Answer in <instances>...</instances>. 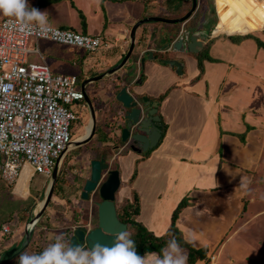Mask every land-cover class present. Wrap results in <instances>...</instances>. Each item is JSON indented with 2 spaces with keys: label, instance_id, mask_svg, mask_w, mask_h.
Wrapping results in <instances>:
<instances>
[{
  "label": "crops",
  "instance_id": "obj_1",
  "mask_svg": "<svg viewBox=\"0 0 264 264\" xmlns=\"http://www.w3.org/2000/svg\"><path fill=\"white\" fill-rule=\"evenodd\" d=\"M127 1L111 0V5L124 6ZM149 1L153 5V2L159 0ZM158 3L169 5L165 8L174 14L171 18L184 16L193 6V0H162ZM201 3L202 0H198L196 9L185 23L192 31L204 29L210 33V29L205 25L199 26L203 21L200 13L206 11L205 5L202 6ZM216 5V12L219 10L223 13L225 5L220 3V0ZM242 7L246 13L249 12L248 7ZM140 11L142 14L139 16L128 14L122 18L121 22L124 20L129 27L124 23L123 27L120 25L117 29L104 26L106 31L101 35L108 41V45L95 52L103 55L95 64H98V67L101 65L105 71L100 73L98 67L89 64L91 59L87 62L89 56L79 54L77 61H84L87 57L85 79L103 74L120 62L124 52L128 51L133 25L145 17L144 11ZM261 13L262 27L250 30L264 28V11ZM151 22L137 28L135 46L138 44V47H134L136 50H133L125 66L113 74L105 75L100 81L89 83L92 94L87 93L98 114L96 128L98 126L101 133L95 131L97 139L90 140L93 148H86L87 143L82 145L85 148L83 153L73 154L72 162L67 164L65 157L68 151L73 147L72 151L77 148L72 143L58 160V166L60 160L64 159L66 164L64 163L63 170L66 167L68 174L73 176L72 172L78 167L74 163L77 159H84V166H81L82 181L79 188H76L77 198L80 199L84 182L90 176V160L105 157L111 164L110 168L118 169L121 176L122 183L116 193V203L130 197L133 190L136 191L141 207L138 220L154 234L161 235L166 232L175 207L187 197L190 205L182 210L176 221L186 240L196 247L208 246V255H216L213 264L225 262V259L229 264H262L258 249L264 247V237L260 239L264 234V206L257 203L264 196V45H259L257 39L264 43V30L239 41H233L227 36L233 33H210L209 40L200 52L208 48L212 59L203 60L204 72L197 77L200 73V52L170 50V44L166 40L167 32L174 28V25L163 22L161 26L154 22L162 21ZM177 25L178 29L183 26L181 23ZM220 28L222 30L221 26ZM239 34L242 35L235 33ZM173 36L175 38L177 33ZM151 51L154 52L153 59L149 58ZM37 58L46 61L42 54H37ZM141 58H145L144 65H141ZM163 58L181 61L182 74L177 72L176 67L164 63ZM124 84H129L131 91L147 95L159 102L158 113L162 125H166L165 132L159 144L146 152L134 151L117 141L114 89L115 86L121 87ZM85 106L88 107L87 102ZM117 144H120V149L114 150ZM135 168L137 175L130 181ZM29 171L36 173L31 166H25L18 180L22 179V173ZM62 175L64 179L58 187L59 195L55 196L53 193L51 199L52 201L54 198L55 204L49 203L46 212L36 224L28 228L33 218L29 215L28 221L24 222L28 224L24 227L18 226L12 234H5L10 233L11 228L9 232L0 231V264L22 246L27 228L33 230L42 221L46 225L45 229L49 223L51 228L58 230L68 228L66 222L72 218L80 220L78 225H95L96 207L92 210L85 207L80 213L73 200L66 195L67 191L63 187L65 175L61 173L59 166L58 177ZM0 178L3 179L1 176ZM44 178L51 180V176L44 175ZM29 179L30 186L32 175ZM61 211L65 212L64 220H58ZM91 215H94L93 218ZM85 217H88L87 224L83 223ZM90 219L93 222H89ZM6 225L8 224H4ZM41 232L35 233L31 241L48 246L55 236L54 231L51 229ZM237 238L244 243L236 242ZM31 241L25 248L29 258L16 261L15 256L6 264H38L33 260L34 253L29 248ZM244 245L248 246V249L241 250ZM66 250L68 251V247ZM163 252L173 264H188L186 248L168 245ZM82 255L86 258L90 253L82 252ZM56 260L53 258L54 262ZM118 264L170 263L163 260L158 252L153 251L145 253L136 262ZM195 264H205V260H198Z\"/></svg>",
  "mask_w": 264,
  "mask_h": 264
},
{
  "label": "built area",
  "instance_id": "obj_2",
  "mask_svg": "<svg viewBox=\"0 0 264 264\" xmlns=\"http://www.w3.org/2000/svg\"><path fill=\"white\" fill-rule=\"evenodd\" d=\"M31 37L88 52L108 45L101 34L47 23L37 10L0 19V176L10 183L25 166L52 175L73 143L71 125L78 115L71 104L86 96L77 75L52 73L46 61L30 59L31 53L41 55L38 45L28 46ZM3 230L9 232V225ZM215 260L211 254L205 264Z\"/></svg>",
  "mask_w": 264,
  "mask_h": 264
},
{
  "label": "rangeland",
  "instance_id": "obj_3",
  "mask_svg": "<svg viewBox=\"0 0 264 264\" xmlns=\"http://www.w3.org/2000/svg\"><path fill=\"white\" fill-rule=\"evenodd\" d=\"M204 1L205 0H202L201 5H205L206 11L200 13V18L202 17L203 21L200 22L199 26L203 27L205 25L206 28L210 29L211 34L225 35L231 33L224 31H244L250 30L251 28L262 27L261 18L263 14L261 12L264 11V0H233L231 4L225 5V10L223 13H221L219 10L218 12H216V4L219 0H206L205 2ZM158 2H162V0H159ZM158 2H153V5H151L149 0H128L126 2V5L124 6H113L111 5V0H106L105 3L103 2V0H53V3L49 4L46 7L36 8V2L34 0H0V19L5 16L26 17L29 14L24 13V11L26 7H28L30 8V13L37 10L39 16L44 17L46 22L52 25L60 26L63 28H71L76 31L89 34H101L103 33V31H106L104 29L105 25L112 29H117L120 25L122 26V24L124 23L125 26L129 27L130 25L125 24L124 20L121 22L122 18L128 14L133 16H139L142 14V12L140 11L141 9L145 13V17L143 18H147L150 16L171 18V15L174 14L169 13L165 8L168 4L165 3L164 5H160ZM243 5L246 8H249L248 13L243 10ZM81 14L84 15L83 18L85 19V24L87 25L85 27H83L82 25ZM143 18H140L139 20ZM151 23L153 24V22ZM154 23L159 24L161 26H163L164 24L163 22ZM220 26L222 27L223 31L221 30ZM263 30L264 28L259 30H252L246 33L256 34L258 31ZM36 45H38L41 54L44 56V59L49 64L52 73L76 74L79 77L80 83H82V81L85 79L84 71L86 68L87 57L89 56L87 62H89L91 59L89 64L92 67H98V64L95 63L100 60V56L102 55L101 53H95L97 51L88 52L83 49L78 51L77 48L72 45L62 44L47 39H39L38 41H36L35 38L31 37L29 39L28 46L30 48H34L36 47ZM136 46L138 47V44ZM135 48L134 51L136 50ZM80 53L82 55H87L84 61H77L76 58L79 57ZM29 57L30 59H33L35 61L39 60L37 58L36 53H31ZM98 70L100 73L105 71L101 65L98 67ZM87 86L88 87L86 88V90L87 92H90L91 85L89 84ZM91 94L92 93L90 92V95ZM85 104V99L76 101L71 104L72 109L78 115L77 119L73 120L71 125V133L72 137L74 138L73 140H77L81 135H83L84 126L87 125L90 121H92L89 109L85 106ZM95 113L98 117L97 112ZM93 138L94 140H96L97 135L95 134ZM73 148L68 151L69 153L65 157L67 164H70V161L73 158V154L76 153V151H72ZM83 161L84 159L81 158L79 160L77 159L76 163H74L77 164L78 167L75 169V171L72 172L73 176H70V174H68L69 171L66 170V167L63 170V166L65 163L64 159L60 160L59 164L61 173L65 175L66 181L63 182V187L67 191V193H65L66 195H68V198L70 200H73V202L77 206V210H79L80 213L83 212L82 210L85 207H88L91 210L92 208L94 209L96 207L94 202L97 200L96 198L99 197L98 194H95L91 201H80L81 198H77L78 191H76V188H79L82 181L83 173L81 172V166H84ZM31 175L32 180L29 186V178ZM44 175L45 174L42 173H32L29 171L28 173L21 174L22 179L20 181L17 178L12 183H6L3 179L0 178V231L3 230L4 224H8L10 225L11 231L10 233L5 234L10 235L15 231V228H18V226L24 227L25 224H28L20 222L19 212L24 208L27 209L26 211L28 215H31L32 217L35 216L36 212H38L40 208L41 202L45 199V195L47 193L50 181V179L44 180ZM257 204L264 206V196L260 199V202H258ZM91 216V218H93L94 215ZM45 226L46 225H44L43 221L40 222L39 226L36 228V232L40 233L41 231L45 230ZM31 227L32 225L28 228ZM72 229L73 227L69 229V231L71 232ZM263 237L264 234L263 236H261L260 239H263ZM236 242L244 243L238 238ZM245 249H248V246L244 245L243 247H241V250ZM26 250L27 249H24L20 254H18L15 257V260L19 261L21 259V261H25L23 258H29L26 253ZM68 252L69 250H66L62 254L64 259L70 254L77 255L80 259H83L82 253L77 254ZM258 253L261 254L260 262L264 264V247H260L258 249ZM220 264H229V262L227 259H225V262L223 261ZM234 264H238V262Z\"/></svg>",
  "mask_w": 264,
  "mask_h": 264
},
{
  "label": "water",
  "instance_id": "obj_4",
  "mask_svg": "<svg viewBox=\"0 0 264 264\" xmlns=\"http://www.w3.org/2000/svg\"><path fill=\"white\" fill-rule=\"evenodd\" d=\"M198 4V0H193L192 9L184 16L178 18H162L150 16L137 21L130 33V45L128 51L122 60L110 68L107 72L86 78L82 82V90L85 92V100L87 102L89 112L92 119V125L89 133L79 140H74L75 147L85 145L90 142L96 131V113L90 96L86 91V86L98 81L105 75L113 74L120 70L130 59L134 47L137 28L147 22L162 21L171 23L174 28L169 30L168 41L170 50L174 52H200L205 43L210 38V33L205 30H190L186 19L193 13ZM183 24L178 29L177 24ZM177 28V29H176ZM177 30V31H176ZM177 36L172 40L173 35ZM170 35V36H169ZM172 36V37H171ZM149 58H154V52L149 53ZM162 61L171 67H176L179 74H182L183 63L173 58H163ZM141 65H144L145 58H141ZM114 102L117 111V120L115 128L118 130V142L125 144L134 151L146 152L156 147L163 135L161 116L158 113L159 102L152 100L147 95L133 92L129 89V84H124L120 89H114ZM120 149V144L114 147V150ZM110 162L107 158H92L90 160V176L85 180L82 187L80 197L82 200L91 201L93 196L98 194V199L94 202L96 205L97 218L95 225H77L73 227L69 234L68 250L70 253L90 252L88 258L106 259L109 256L120 252V236L126 231L127 224L122 222L117 214L116 209V193L121 186V176L118 169L110 168ZM105 171V173H103ZM59 175V166H55L51 180L48 186L45 199L40 204L38 212L30 220V224L34 225L38 222L46 208L51 202L54 187ZM90 222H93L90 219ZM32 230L27 228L26 238L20 248L7 256L1 264H6L11 258L20 254L30 241Z\"/></svg>",
  "mask_w": 264,
  "mask_h": 264
},
{
  "label": "trees",
  "instance_id": "obj_5",
  "mask_svg": "<svg viewBox=\"0 0 264 264\" xmlns=\"http://www.w3.org/2000/svg\"><path fill=\"white\" fill-rule=\"evenodd\" d=\"M52 0H38V2L35 4L36 8H42L46 7L48 4H50ZM24 13L30 14V8L26 7ZM83 14H81L82 17V25L85 27V19L83 18ZM262 29V28H261ZM252 30H245V31H233L228 33H242L239 35H227L230 37L233 41H239L240 39L244 37H252V34L246 33ZM174 37H172V40ZM169 40L168 38L166 39ZM258 44L264 45L263 42H261L259 39ZM169 42V41H168ZM157 55L159 54L156 52ZM155 53V55H156ZM126 54V51L124 52L123 56ZM162 55V54H160ZM163 56V55H162ZM123 58V57H122ZM120 59V61L122 60ZM204 59H212L209 55L208 48H206L204 51L200 52L198 54V66L200 69V73L197 77H200L201 74L204 72ZM161 60V59H159ZM122 87V86H121ZM120 86H115V90H118L121 88ZM166 125H162L163 134L165 132ZM96 132H100V128L97 126ZM101 134V133H99ZM103 136V134H102ZM243 137V136H242ZM86 148H93V143H87ZM83 150H85L84 147H77L76 148V154L81 155L83 153ZM137 175V169L135 168L132 177L130 181H133V179ZM64 177L59 176L56 185L54 194L55 196L58 194V187H60V183L63 181ZM54 198L51 201V205H54ZM190 205L189 198L184 197L178 205L175 207L172 217H171V223L166 230L165 233L161 235H156L151 231L145 224H143L141 221L138 220V216L140 214V197L136 191L133 190L130 197L124 198L122 201L116 203V209L117 214L120 220L127 224L126 231L120 236V252L118 254L112 255L107 257L106 259H90V258H83L80 259L77 255H68L65 259L63 257V253L67 249L68 245V239L69 234L73 226L78 225L79 219L72 218L71 220L66 222V226L68 228L58 230V228H51L52 226L48 223L47 230L53 229L55 236L53 237V240L51 243L46 245H41L38 243H35V241H31L32 237L35 235L37 226L32 230V234L30 237V246L31 250L33 251V260L38 264H63V260H65V264H105L106 262H110L111 264H118L121 262H129L133 263L138 261L145 253L148 252H158L160 257L165 260L166 262L173 264L172 261L167 258L164 255V248L168 245H177L183 248L187 249V263L188 264H195L198 260H208L209 259V248L208 246H202V247H196L191 242L185 239L182 231L178 228L176 221L182 212V210ZM27 209H23L19 212L20 222H27L29 215L27 214ZM46 212V210L44 211ZM59 215L61 217H58L59 219L64 220L65 212L61 211L59 212ZM85 224L88 223V217H85L83 220ZM54 221V227H55ZM38 225V224H37ZM42 233V232H40ZM62 234H64L62 236ZM53 258H56L57 260L54 262Z\"/></svg>",
  "mask_w": 264,
  "mask_h": 264
},
{
  "label": "bare ground",
  "instance_id": "obj_6",
  "mask_svg": "<svg viewBox=\"0 0 264 264\" xmlns=\"http://www.w3.org/2000/svg\"><path fill=\"white\" fill-rule=\"evenodd\" d=\"M217 2H219V1H217ZM231 2H232V0H220V3H222L223 5H229V4H231ZM91 125H92V122L90 121L87 125L84 126V133L79 138L77 137L78 138L77 140L82 139L83 137H85L89 133Z\"/></svg>",
  "mask_w": 264,
  "mask_h": 264
},
{
  "label": "flooded vegetation",
  "instance_id": "obj_7",
  "mask_svg": "<svg viewBox=\"0 0 264 264\" xmlns=\"http://www.w3.org/2000/svg\"><path fill=\"white\" fill-rule=\"evenodd\" d=\"M171 19H173V18H171ZM115 121V120H114ZM114 124V123H113ZM115 125V124H114ZM87 253H90V252H88V251H86ZM85 253V252H84ZM91 254V253H90ZM86 258H88V256L86 257Z\"/></svg>",
  "mask_w": 264,
  "mask_h": 264
}]
</instances>
